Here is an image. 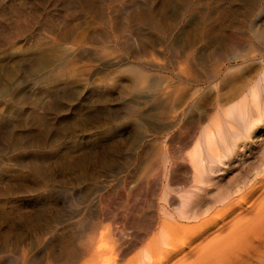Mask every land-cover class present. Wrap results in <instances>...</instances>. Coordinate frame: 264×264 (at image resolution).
Here are the masks:
<instances>
[{
  "label": "bare ground",
  "instance_id": "6f19581e",
  "mask_svg": "<svg viewBox=\"0 0 264 264\" xmlns=\"http://www.w3.org/2000/svg\"><path fill=\"white\" fill-rule=\"evenodd\" d=\"M69 1L51 22L31 13L0 31L4 46L65 51L49 62L22 51L28 59L15 76L0 75V104H19L28 92H10L26 79L42 92L37 109L0 114V264L13 250L21 251L13 264H123L136 249L128 264H158L184 235L198 264H251L264 252L263 135L257 183L247 159L253 134L264 131V0H184L188 19L178 0ZM92 16L105 30L78 40V21ZM36 22L43 27L33 33ZM80 63L84 89L73 83ZM103 90L120 97L103 102ZM230 170L236 192L221 180ZM151 176L159 185L152 212L128 218L132 233L107 224L111 186L137 196Z\"/></svg>",
  "mask_w": 264,
  "mask_h": 264
},
{
  "label": "rangeland",
  "instance_id": "374dc122",
  "mask_svg": "<svg viewBox=\"0 0 264 264\" xmlns=\"http://www.w3.org/2000/svg\"><path fill=\"white\" fill-rule=\"evenodd\" d=\"M29 1H30V3H29ZM31 1H32V3H31ZM39 1H41V3L39 2ZM57 1H59V2H57V4H56V7L55 6H53V3H55V0H0V31H1V29H2V31H7L9 28H10V25L13 23V22H15V21H17L18 19H21V18H23L24 16H28L27 14H31V13H39V15H40V17H42V19H43V22H46V17L50 20V22L52 21V18L53 17H59V16H61V14L64 12V11H66V8H67V5H69L70 4V1L69 0H57ZM69 1V4L67 3V2ZM26 2V3H25ZM71 2L72 3H74V0H71ZM136 2H138L139 3V5H141V4H143V0H136ZM182 2H184V0H178V7H177V9H176V11H178L179 10V13H182L183 14V12H184V15H185V19L188 17H190V15L189 14H186L185 13V10H184V3H182ZM63 3H65V4H63ZM24 4V5H23ZM52 6H51V5ZM27 5V6H26ZM49 7H48V6ZM64 5V6H63ZM176 5V6H177ZM181 5V6H180ZM26 6V7H25ZM40 6V7H39ZM45 6V7H44ZM48 7V8H47ZM121 7H122V5H121ZM53 8V9H52ZM65 8V9H64ZM28 9V10H27ZM47 10V11H46ZM13 11V12H12ZM54 11V12H53ZM14 12H16V13H14ZM52 12V13H51ZM26 13V14H25ZM51 13V14H50ZM12 14H14V15H12ZM45 15H46V17H45ZM15 16H18V18L16 17L15 18ZM13 17V18H12ZM52 17V18H51ZM263 17V18H262ZM261 17V19L262 20H264V15ZM15 18V19H14ZM45 18V19H44ZM187 18V19H188ZM191 18V17H190ZM15 21H14V20ZM11 20H13V21H10ZM49 22V23H50ZM82 22V23H81ZM77 23V22H76ZM78 23L80 24L81 23V27H80V29L77 31V33H76V38L79 40H81V37H84L85 36V38L89 35V33H92V31L93 32H101V28H102V31H103V29L105 30V26L104 25H101V22L97 19L96 20V18H94L93 16L92 17H90V18H86V19H81V21H78ZM43 27V25H41V23L40 22H36V24H34V25H32V32L33 33H36L37 31H38V29H40L39 27ZM101 26V27H100ZM98 27H100V28H98ZM105 27V28H104ZM97 28L99 29V30H97ZM144 29V30H143ZM145 29H146V31H145ZM147 28V26H144L143 28H142V30L143 31H145V32H148L150 29H148ZM1 31V32H2ZM36 31V32H35ZM89 31V32H88ZM142 31V32H143ZM1 32H0V46H3V47H0V75L1 74H6V72H8L7 74H9L10 76H15V73H16V70H15V65L17 64H19L20 62H23L22 61V58L24 59H28V58H26V55L25 54H27V55H29V54H33V51H34V53H37L36 51H35V49L36 50H43V49H39V45H35V43H33V41L32 42H30V43H28V42H23V41H16V42H12V43H8L9 45H7V46H4L5 44H4V38H3V36L1 35ZM31 32V33H32ZM82 34H84V36L82 35ZM87 35V36H86ZM240 35V34H239ZM3 38V39H2ZM84 38V39H85ZM33 40H35V38L33 39ZM19 42V43H18ZM35 42V41H34ZM14 43V44H13ZM111 43V42H110ZM31 46H30V45ZM21 45V46H20ZM34 45V46H33ZM57 45V44H56ZM52 45V46H50V47H48L47 49L46 48H44V51H46L45 53V56L44 55H42V54H40L39 55V53H37L38 54V57H36V59L34 58V56L31 58V60L32 61H35V60H37V59H44L45 61L44 62H49L50 60L52 61L53 59H56V58H59V57H61V55L63 56L64 55V53H65V51H64V49L62 48V46H59V45ZM17 46V47H16ZM55 46V48L52 50V47H54ZM14 47H16L15 49H14ZM20 47V48H19ZM28 47V48H27ZM32 47H34V48H32ZM11 48V49H10ZM14 49V50H13ZM18 49H19V51H18ZM30 49V50H29ZM31 49H32V51H31ZM51 49V50H50ZM63 49V50H62ZM12 51H14V52H12ZM17 51V52H16ZM22 51H27V52H25V54H24V52H22ZM29 51V52H28ZM16 52V53H15ZM19 52V53H18ZM15 53V55H13ZM21 53V54H20ZM22 53L24 54V55H22ZM20 54V55H19ZM16 58H14L13 56ZM36 55V54H35ZM11 56V57H10ZM42 56H44V57H42ZM50 57V59H47V58H49ZM53 58V59H52ZM20 59V61L18 62V60ZM24 59V60H25ZM33 59H35V60H33ZM48 60V61H47ZM17 61V62H16ZM85 64H86V62H85ZM17 65H16V67H17ZM83 65H84V63H80L79 64V66H81V67H79V69L76 71V74L74 73V75L75 76H77V80L75 79V77H74V79L76 80V81H72L73 83H76L77 84V87H79V88H81L82 87V89H84L85 87H87V86H85V84L87 83L86 82V80H85V73L84 72H86V65H84V67H83ZM14 66V67H13ZM83 67V68H82ZM12 68L14 69V70H12ZM244 68H245V70H244ZM254 67L253 66H251V67H242V69H240L241 71L240 72H238L237 74H235L234 75V77L233 78H231L232 79V83H234L235 84V81L237 80V82L236 83H239L240 81H242L243 79H245V77H247V75H249V76H251L252 74H253V71L255 70V69H253ZM253 69V70H252ZM82 70V71H81ZM244 70V71H243ZM11 71V73H9ZM78 71H80V72H78ZM249 72V73H248ZM84 73V74H83ZM245 73H247L246 75L243 74ZM78 74H79V76H78ZM82 74V75H81ZM81 75V76H80ZM84 75V76H83ZM100 77V78H99ZM98 77V79H101L100 81L98 80V79H96V85H98L99 83L101 84L102 83V81H103V77L101 78V76H99ZM240 77V78H239ZM81 78V79H80ZM80 79V80H79ZM236 79V80H235ZM240 79V80H239ZM242 79V80H241ZM73 80V79H72ZM2 81V80H1ZM71 81V80H70ZM79 81H81V83L79 82ZM82 81H84V83H82ZM239 81V82H238ZM80 83V84H79ZM11 84V83H10ZM31 86H30V85ZM29 85V86H28ZM38 85V86H37ZM9 86V85H8ZM37 86V87H36ZM100 86V85H99ZM98 86V88H99V90L98 91H100V89L102 88V89H105L106 87V85L104 84V85H101L100 87ZM22 88L19 90V91H17V90H14V91H11V90H13V89H11L10 90V88H5L4 89V91L3 92H10L11 93V95L13 96V99H15V97H17L18 96V94H22V93H24V92H28V95L24 98V99H22L20 102H19V104H17V105H15V106H11L12 104H10V106L9 105H4V104H0V114H3V113H6V112H8L9 110H11V109H15L16 111H18V110H22V111H19L20 113H23L24 114V111L25 110H27V109H37V107L36 106H34L35 105V103H36V100H37V98L39 97V95L42 93V92H40V91H37V88H40L39 87V84H35V81H32L31 79H26V80H24L23 81V85L21 86ZM34 87V88H33ZM30 89V90H29ZM96 90V91H97ZM32 92V93H31ZM102 92H104L105 94H104V98H103V94H102ZM107 92V93H106ZM37 93V94H36ZM37 96H36V95ZM39 94V95H38ZM61 95H64V94H62V93H60ZM113 94V95H112ZM107 95V96H106ZM98 97H100V99L104 102H107L108 103V101L112 98V97H114V96H116V97H120V95L119 94H116V93H112V92H109V91H107V90H103V91H101L100 93L98 92V95H97ZM37 97V98H36ZM56 98V97H55ZM106 98H107V100H106ZM180 98L181 99H183L184 98V95L183 96H181L180 95ZM181 99H179V100H181ZM55 100H57V99H55ZM54 100V101H55ZM58 101V100H57ZM52 103H54L53 101H52ZM59 104H57V106L59 105L60 106V104H62V102H58ZM58 106V107H59ZM64 106V105H63ZM14 107V108H13ZM20 107V108H19ZM61 107V106H60ZM66 108H64V109H69V108H71L70 106L68 107V105H66L65 106ZM47 109H50L49 107H47ZM259 135H263L264 136V131L262 132V133H259L258 131L256 132V134L254 133L253 134V139L251 140L252 141V146L250 147V152H248L247 153V155H248V157H247V159L250 161V163H251V168L250 169H252L251 170V175H250V183L252 182V183H254L255 181V183H257L258 181H259V179H260V176H258L257 174H259L260 173V170L258 171L257 169H255V170H253V168L252 167H255V165L256 164H258V161H260V160H258L259 158L261 159V157H262V154L261 155H259V156H257L258 154H260V153H258L259 152V144H258V137H259ZM1 137V141H0V152L3 150L4 151V148H5V138H4V135H2V136H0ZM186 141V144H191V140H193V138H190V139H188L189 141H187V139H185ZM181 141V142H180ZM182 144V145H181ZM176 145V147L177 148H180V149H183V145H184V141L183 140H179L178 141V143H176L175 144ZM3 147V148H2ZM241 150H242V148H241ZM259 157V158H258ZM258 158V159H257ZM258 160V161H257ZM234 171V170H233ZM232 170H230L229 172H227L223 177H221V180L223 181L222 183H223V185L224 186H231V188H232V190L234 191V192H236L235 190H237L236 188H238V189H240V186L238 185V186H236L235 184H238V183H235L234 185L233 184H231L232 183V181L231 180H233L235 177V172H233ZM253 173V174H252ZM223 174V173H222ZM252 175L254 176V177H257V179L256 178H253L252 177ZM229 178V179H228ZM150 180H149V183H148V186L145 188V189H143L141 192L139 191V193L140 194H138L137 196H135L136 195V193H134L135 192V190H131L130 188H127V189H122L120 186H118V184L116 183V184H114L113 186H111V188H110V190H109V193H110V191H111V193H110V196H109V199H108V202H107V204H106V206L104 207V209H103V211L105 212V214L107 213V215H108V217H109V221H107L106 220V223L107 224H109V222H110V224L112 223V221H114L115 222V225H116V227H119V230H122V229H125L126 230V233H132L131 232V229L129 230V222H128V218H130L131 216H135V217H139V218H144V215L146 216V213L147 214H149V213H151L152 212V210H151V207H150V205H151V202H152V204H154L155 203V197H156V195L159 193V185H155V183H153V181L155 182V177L153 176H151L150 178H149ZM231 179V180H230ZM252 179H253V181H252ZM230 181V183H228ZM150 184V185H149ZM229 184V185H228ZM258 185H260V184H258ZM257 185V186H258ZM262 185H264V182L262 183ZM1 187L2 186H0V189H1ZM150 188V189H149ZM131 193V194H130ZM135 194V195H134ZM129 196V197H128ZM66 197H68L67 199H70L69 198V196H66ZM135 200V201H134ZM67 201H69V200H67ZM50 204H52V202L50 203ZM207 204V203H206ZM52 205H55V204H52ZM155 205V204H154ZM135 206L137 207L136 209H134L135 208ZM143 206V207H142ZM108 210V211H107ZM134 210V211H133ZM113 212V213H112ZM110 214V215H109ZM114 215V216H113ZM252 215V214H251ZM248 215L249 216V218H253L254 216L252 215ZM2 216V217H1ZM111 216V217H110ZM0 217L2 218H0L2 221H3V219H5V215L4 214H2V213H0ZM114 218V219H113ZM247 219H248V217H247ZM216 222H218V221H216ZM201 230H204V226H202V229ZM252 235V234H251ZM250 235V236H251ZM184 237H185V239H184V241L182 242L183 244H181L180 246H183V247H181V249H177L176 251H174L173 253H170V254H168L167 256H166V258H168V259H166L165 258V256H163V258L161 259V258H159L158 260L160 261V259H161V262L160 263H158V264H191V262H195V263H197L198 264V262H197V255H196V251L195 250H193L194 249V245H192L193 243H194V241H192L193 239L191 238V237H188V236H185L184 235ZM189 238V239H188ZM192 239V240H191ZM251 240H252V238H250ZM249 239V240H250ZM188 243H186V242ZM185 243V244H184ZM140 248V247H139ZM138 249H136L133 253H131V255H129V257H127V264H128V262L130 263V260H132L133 258H136V256H137V254H135L136 252H139V251H141V250H138ZM182 250V251H181ZM193 250V251H192ZM18 253V254H17ZM176 253V254H175ZM11 256H13V257H10L9 255H7V257H6V259H7V262L5 261L4 262V264H10V262L13 264V262H16V260H21V251H20V254H19V250H13L12 252H10L9 253ZM20 255V256H19ZM171 257H170V256ZM174 255V256H173ZM261 256L258 258V259H253V261H252V263L251 264H264V252H262L261 254H260ZM15 260H14V259ZM170 258V259H169ZM260 259V260H259ZM129 260V261H128ZM125 261V262H126ZM158 261V262H159ZM208 261V260H207ZM207 261L205 262V263H207ZM123 263V264H126V263ZM135 263H137V262H134V263H132V264H135ZM205 263H203V264H205ZM208 263H210V261L208 262ZM207 263V264H208ZM138 264V263H137ZM193 264V263H192Z\"/></svg>",
  "mask_w": 264,
  "mask_h": 264
}]
</instances>
